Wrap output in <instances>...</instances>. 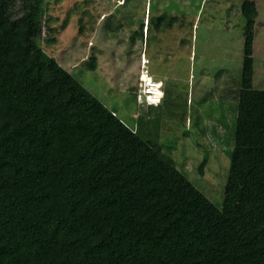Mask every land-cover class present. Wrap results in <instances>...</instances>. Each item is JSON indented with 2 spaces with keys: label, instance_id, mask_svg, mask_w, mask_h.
I'll return each instance as SVG.
<instances>
[{
  "label": "trees",
  "instance_id": "obj_1",
  "mask_svg": "<svg viewBox=\"0 0 264 264\" xmlns=\"http://www.w3.org/2000/svg\"><path fill=\"white\" fill-rule=\"evenodd\" d=\"M242 12L235 142L215 202L174 145L143 138L45 52L47 0H0V264H264L255 0ZM167 97L147 117L160 119Z\"/></svg>",
  "mask_w": 264,
  "mask_h": 264
},
{
  "label": "rangeland",
  "instance_id": "obj_2",
  "mask_svg": "<svg viewBox=\"0 0 264 264\" xmlns=\"http://www.w3.org/2000/svg\"><path fill=\"white\" fill-rule=\"evenodd\" d=\"M243 3L47 0L42 46L143 138L158 136L164 149L174 145L170 153L179 168L218 202L230 166L242 90L247 25ZM255 3L253 86L264 90V0ZM49 37L55 42H47ZM92 57L94 70L88 66ZM144 71L152 81H161V101L168 92L160 119L157 111L147 117V104L140 101Z\"/></svg>",
  "mask_w": 264,
  "mask_h": 264
},
{
  "label": "built area",
  "instance_id": "obj_3",
  "mask_svg": "<svg viewBox=\"0 0 264 264\" xmlns=\"http://www.w3.org/2000/svg\"><path fill=\"white\" fill-rule=\"evenodd\" d=\"M148 62L149 61L147 60L146 62L142 63L143 66H145ZM146 71H147V69H146ZM146 71H144V72H146ZM144 72L141 73L142 76H140V79L143 77ZM141 82L144 84V85L142 84L143 88L146 85L145 90L142 91V95L140 97L141 103H145L147 105H157L158 103H160L161 100L159 99L158 94L161 91L157 88V87H159L160 83L154 82L152 80H149L148 82L141 80Z\"/></svg>",
  "mask_w": 264,
  "mask_h": 264
},
{
  "label": "bare ground",
  "instance_id": "obj_4",
  "mask_svg": "<svg viewBox=\"0 0 264 264\" xmlns=\"http://www.w3.org/2000/svg\"><path fill=\"white\" fill-rule=\"evenodd\" d=\"M142 76V75H141ZM141 80H143V81H149V80H151V77H150V75H148L146 72H144L143 73V77L141 78ZM161 82V81H160ZM159 82V83H160Z\"/></svg>",
  "mask_w": 264,
  "mask_h": 264
},
{
  "label": "clouds",
  "instance_id": "obj_5",
  "mask_svg": "<svg viewBox=\"0 0 264 264\" xmlns=\"http://www.w3.org/2000/svg\"><path fill=\"white\" fill-rule=\"evenodd\" d=\"M140 76H141V74H140ZM141 80V79H140ZM159 90H160V88H158Z\"/></svg>",
  "mask_w": 264,
  "mask_h": 264
}]
</instances>
